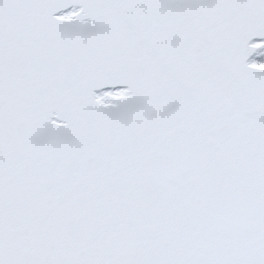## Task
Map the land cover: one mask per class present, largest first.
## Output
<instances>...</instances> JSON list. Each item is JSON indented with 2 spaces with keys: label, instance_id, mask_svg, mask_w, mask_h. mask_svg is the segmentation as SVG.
Segmentation results:
<instances>
[{
  "label": "snow or ice",
  "instance_id": "obj_1",
  "mask_svg": "<svg viewBox=\"0 0 264 264\" xmlns=\"http://www.w3.org/2000/svg\"><path fill=\"white\" fill-rule=\"evenodd\" d=\"M0 264H264V0H0Z\"/></svg>",
  "mask_w": 264,
  "mask_h": 264
}]
</instances>
